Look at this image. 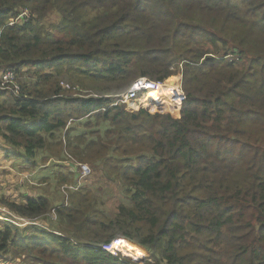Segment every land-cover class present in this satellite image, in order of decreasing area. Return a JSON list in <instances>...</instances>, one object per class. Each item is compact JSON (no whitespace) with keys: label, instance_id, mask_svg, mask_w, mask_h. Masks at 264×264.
Returning <instances> with one entry per match:
<instances>
[{"label":"trees","instance_id":"obj_1","mask_svg":"<svg viewBox=\"0 0 264 264\" xmlns=\"http://www.w3.org/2000/svg\"><path fill=\"white\" fill-rule=\"evenodd\" d=\"M7 70L21 91L0 88L3 141L32 163L67 152L99 184L55 207L66 229L54 232L36 225L46 198L0 197L28 223L0 222V259L141 264L103 249L123 240L143 264H264V0H0ZM175 75L176 112L112 106L139 78ZM110 183L126 204L106 218Z\"/></svg>","mask_w":264,"mask_h":264},{"label":"rangeland","instance_id":"obj_2","mask_svg":"<svg viewBox=\"0 0 264 264\" xmlns=\"http://www.w3.org/2000/svg\"><path fill=\"white\" fill-rule=\"evenodd\" d=\"M20 23L21 22H19L18 24ZM173 77L178 78L180 77V75L172 76L169 79ZM166 96L167 94L164 95L165 98H167ZM144 101L147 105V103H149L148 101L152 100L150 99V97H147L146 99L144 98ZM168 109H171V107H167L164 109V111L157 114L168 115L169 113H172L175 110ZM125 110L131 113L138 112L129 111L126 109V107ZM147 112L149 114H152L149 111ZM70 122L71 128L77 129L79 127L78 123H74L71 120L68 123ZM105 129L106 128H104L103 131ZM5 145L11 147L6 143ZM24 152L25 150L23 147H13L12 152H2L3 154L2 156H0V197H5L9 200H13L18 203L25 202L26 197H44L50 202L51 207H53V212L48 217V219H39V221L36 222V225L38 227H45L46 229L52 232L60 228L63 230L66 229V225L58 224V216L54 214L55 207H60L65 204H68L70 199L69 196L80 188H90L93 187L90 186L91 184H99V182H95V179L93 178L96 176L91 177L90 174L88 178L86 177L87 179H85V177L82 179L80 178V180H78V185L76 186V182L69 183L67 181L71 178V175L73 176V178L74 176L78 179L79 176L81 177L80 165H86L91 170L90 165L79 163L78 161L74 160V158L69 157L70 155L67 152L64 155L59 156L55 152L43 151L38 153L36 160L34 161V163H32V161H29L26 155H24ZM34 164H36V166H34ZM62 177H66V179L63 180L64 178ZM106 185L108 186L107 190H112L113 195L111 193L105 192L104 190L99 191L98 194L102 195L103 197L104 204L102 205V207L105 212L104 216L106 218H109L113 217L117 213V208L120 204H126V200L124 195L120 192L118 184L110 183ZM12 215L13 214L9 211V209L0 205V218L8 217L14 220ZM0 222L5 223L7 221L0 220ZM32 224L34 225V223ZM131 245L133 247L136 246H134L133 244ZM135 248L139 250L137 247ZM118 250L119 252H121L120 248ZM140 250L139 251L141 253L139 256L143 254V258H141V261H136L134 259L129 258L128 259L143 264V262L146 261L148 256L144 249L140 247ZM121 255L125 256L126 253L122 252ZM4 261L8 264H19V262L12 263L10 259H5L3 257L1 262Z\"/></svg>","mask_w":264,"mask_h":264},{"label":"built area","instance_id":"obj_3","mask_svg":"<svg viewBox=\"0 0 264 264\" xmlns=\"http://www.w3.org/2000/svg\"><path fill=\"white\" fill-rule=\"evenodd\" d=\"M24 19H30L28 12L22 13L18 18L11 20L9 25H16ZM167 80L164 82H155L147 78H139L135 80L126 91L113 96L115 102L112 104V106L116 107L119 105H124L129 111H139L143 109L149 111L152 114L161 113L165 108L171 107L170 110L175 109L173 112H176V108L180 107L186 99V95L182 89V78L181 76L177 78V86L172 85L169 89H166L165 93L167 94V98H165L162 96V94H160V92L163 90V88L168 87L166 83ZM65 86L69 88V85ZM0 88L10 92L13 95H18L20 93L21 86L19 84V79L13 70H7L0 74ZM150 92H152V97L154 100L148 101L149 105H146L144 98L146 99L149 97ZM70 125L71 122L68 123L67 129L70 127ZM90 174L91 170L89 167L86 165H80L81 179L84 177L86 178ZM12 217L14 220L8 217H2L0 220L7 221L16 226H24L28 224L22 218L16 217L14 215H12ZM123 242V240H115L111 244L104 246L103 249L114 256L125 257L121 255V252L118 250Z\"/></svg>","mask_w":264,"mask_h":264},{"label":"bare ground","instance_id":"obj_4","mask_svg":"<svg viewBox=\"0 0 264 264\" xmlns=\"http://www.w3.org/2000/svg\"><path fill=\"white\" fill-rule=\"evenodd\" d=\"M176 81H177V78H175V77L167 80L166 83H167L168 87L167 88H163V90L160 92V94H162V96H164L166 94L165 93L166 89H169L172 85H176L177 86ZM149 94H150L149 95L150 99L154 100L153 97H152L153 96L152 92H150ZM119 248H120L121 252H124V253H126V254H128L130 256H133V258H135V259H138L139 257L142 256V255L139 256L141 252L139 250H137L135 247H133L130 243L123 242V244Z\"/></svg>","mask_w":264,"mask_h":264},{"label":"crops","instance_id":"obj_5","mask_svg":"<svg viewBox=\"0 0 264 264\" xmlns=\"http://www.w3.org/2000/svg\"><path fill=\"white\" fill-rule=\"evenodd\" d=\"M3 73V72H2ZM0 73V74H2ZM71 127V126H70ZM0 156H2L3 153L5 152H12V148L8 147L5 145V142L3 141V139L0 137ZM3 152V153H2ZM33 165V164H32ZM34 166H36V164H34ZM27 169V167H26ZM2 259H0V264H8L7 262H1Z\"/></svg>","mask_w":264,"mask_h":264}]
</instances>
